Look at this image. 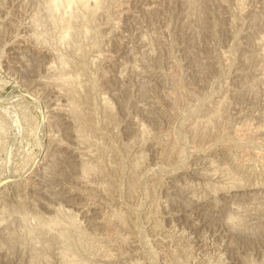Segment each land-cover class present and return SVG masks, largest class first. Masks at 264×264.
<instances>
[{
  "label": "rangeland",
  "instance_id": "374dc122",
  "mask_svg": "<svg viewBox=\"0 0 264 264\" xmlns=\"http://www.w3.org/2000/svg\"><path fill=\"white\" fill-rule=\"evenodd\" d=\"M46 1L0 0V264H264V1Z\"/></svg>",
  "mask_w": 264,
  "mask_h": 264
},
{
  "label": "bare ground",
  "instance_id": "6f19581e",
  "mask_svg": "<svg viewBox=\"0 0 264 264\" xmlns=\"http://www.w3.org/2000/svg\"><path fill=\"white\" fill-rule=\"evenodd\" d=\"M82 1H84V0H52V1H50V2H52L50 7L48 6V5H50V4H48L49 2L46 1V3H47L46 7L48 6V9L50 8V9H49L50 11H48V12L51 13V15H48V17H49V16H50V17H51V16H54L58 11L60 12L61 9H59V7L62 8V9H64L65 11H66L67 9H71V8L76 9L75 7H76L77 5H75V7H72L73 4H74V3H83ZM86 1H87V4H86V6H87L90 2H89L88 0H86ZM90 1H91V0H90ZM188 1H189V0H188ZM263 1H264V0H263ZM55 2H57V3H55ZM53 3H54V4H53ZM85 3H86V2H85ZM92 3H93V1H92ZM101 3H102V2H101ZM191 3H192V2H191ZM97 4H99V3H98V0H94V3H93V5H92L91 9H88V11H89V10L92 11L93 6L95 7ZM80 5H81V4H80ZM90 5H91V3H90ZM86 6L83 5L82 7H86ZM97 6H98V5H97ZM77 7H78V6H77ZM88 7H89V6H88ZM88 7H87V8H88ZM87 8L85 9L86 11H87ZM46 9H47V8H46ZM48 9H47V10H48ZM58 9H59V10H58ZM81 9H82V8H81ZM94 9H95V8H94ZM47 10H46V12H47ZM57 10H58V11H57ZM72 10H73V9H72ZM72 10H70V12L67 11V15L69 16L68 19H66V18L64 19V17L62 18V19H64V22H65V20H66V21L68 20V21L66 22V24H67V23H68V24L70 23V20L73 18V17H72L73 15H74V16H79V15H76ZM83 10H84V9H83ZM83 10H82V12H83ZM65 11H64V14L66 13ZM77 11H78V10H77ZM80 11H81V10H80ZM88 11H87V12H88ZM90 11H89V12H90ZM96 11H97V9H96L95 11H93V12L96 13ZM48 12H47V13H48ZM59 12H58V13H59ZM75 12H76V10H75ZM89 12H88V13H89ZM93 12H92V13H93ZM50 13H49V14H50ZM76 13H77V12H76ZM80 13H81V12H80ZM80 13H78V14H80ZM64 14H63V12H62V14L60 13L59 16H62V15L64 16ZM83 14H85V13H83ZM89 14H91V12H90ZM56 15H57V17H58V14H56ZM80 15H81V14H80ZM82 16H83V15H82ZM82 16H80V17H82ZM91 16H93V15H91ZM55 17H56V16H54V18H53V17H52V18L55 19ZM65 17H66V15H65ZM71 17H72V18H71ZM80 17H79V18H80ZM83 17H84V16H83ZM89 17H90V16H89ZM93 17H94V16H93ZM79 18H78V19H79ZM85 18H86V17H85ZM85 18H84V20H86ZM90 18H91V17H90ZM48 19H49V18H48ZM53 19H52V20H53ZM56 19H57V18H56ZM56 19H55V20H56ZM58 19H59V18H58ZM60 19H61V18H60ZM82 19H83V18H82ZM82 19H81V21H82ZM50 20H51V19H50ZM52 20H51V21H52ZM72 20H73V19H72ZM59 21L61 22V20H57V22H59ZM79 21H80V20H79ZM79 21H78V22H79ZM94 21H95V20H94ZM64 22H63V23H64ZM74 22H77V20L74 19ZM83 22H84V21H83ZM83 22H82V23H83ZM55 23H56V22H55ZM55 23H54V20H53V24H55ZM85 23H86V22H84V25H85ZM56 24H57V23H56ZM59 24H60V23H59ZM66 24H65V25H66ZM73 24H75V23H73ZM92 24H93V23H92ZM61 25H62V22H61ZM61 25H59V26L62 27ZM63 25H64V24H63ZM71 25H72V21H71ZM71 25H70V26H67V27L65 26V27H64V31H62L63 28H61V29H62L61 31L63 32V33L61 32V34H66V35H67V33H69V31H71V30H69V27H74V26H75V25H72V26H71ZM76 25H77V23H76ZM81 25H82V24H81ZM81 25H79V26H81ZM57 26H58V25H57ZM79 26H76V28L79 27ZM86 27H88V26H85V27L82 26L83 29L86 28ZM79 30H80V29H79ZM81 30H82V29H81ZM90 30H91V29H90ZM59 31H60V28H59ZM59 31H58V32H59ZM73 31H74V30L71 31V34L73 33ZM75 31H76V30H75ZM84 31H86V29H84ZM84 31H81V32L83 33ZM87 31H88V30H87ZM91 31H92V30H91ZM88 32H89V31H88ZM88 32H87V33H88ZM59 33H60V32H59ZM76 33H77V31H76ZM69 34H70V33H69ZM71 34H70V35H71ZM91 34H92V32H91ZM73 35H74V33H73ZM78 35H79V34H78ZM85 35H87V34H85ZM59 36H60V34H59ZM63 36H64V37H63V40H65V38H68V36H67V37H65V35H63ZM71 36H72V35H71ZM75 36H76V35H75ZM75 36H74V38H75ZM61 37H62V36H61ZM69 37H70V36H69ZM76 37H77V36H76ZM80 37L84 39L85 36L82 37V35H81ZM86 37H87V36H86ZM70 38H72V37H70ZM70 38H69V39H70ZM74 38H73V39H74ZM78 38H79V37H78ZM89 38H90V37H89ZM89 38H88V39H89ZM92 38H93V37H92ZM59 39H60V37H59ZM75 39H77V38H75ZM77 40H79V39H77ZM67 41H68V40H67ZM69 41H70V40H69ZM75 41H76V40H75ZM61 42H62V40H61ZM61 42H60V43H61ZM63 42H64V41H63ZM72 42H74V40L72 41V39H71V42H70L69 46H72V45H73V44L71 45ZM76 42H77V41H76ZM76 42H75V43H76ZM79 42H80V41H79ZM79 42H77V44H78ZM68 43H69V42H68ZM80 43H82V42H80ZM66 44H67V43H66ZM77 44H76V45H77ZM61 45H62V44H61ZM67 45H68V44H67ZM78 45H79V44H78ZM95 45H96V44H95ZM69 46H68V47H69ZM66 47H67V46H66ZM70 48H71V47H70ZM76 52H77V51H76ZM74 53H75V52H74ZM97 54H98V53H97ZM65 56H66V55H65ZM99 56H100V55H99ZM262 57H264V55H263ZM62 58L64 59V56H62ZM66 58H67V57H66ZM57 60H58V59H57ZM67 61H68V60H67ZM69 61H70V60H69ZM71 61H72V60H71ZM60 62H61V60H60ZM58 63H59V62H58ZM61 63H62V62H61ZM74 63H75V62H74ZM74 63H73V64H74ZM68 64H69V63H68ZM58 66H59V64H58ZM69 66H70V65H69ZM61 67H62V66H61ZM64 67H65V65H64ZM64 67H63V68H64ZM66 67H67V66H66ZM66 69H67V68H66ZM75 69H76V68H75ZM61 72H62V71H61ZM70 73H71V72H70ZM60 74H61V73H60ZM64 74H65V73H64ZM68 74H69V73H68ZM74 74H75V73H74ZM77 74H78V73H77ZM70 75L72 76V74H70ZM70 75H69V76H70ZM61 76H62V75H61ZM61 76H58V77L60 78ZM69 76H66V77L69 78ZM71 76H70V77H71ZM79 76H80V75H78V77H79ZM73 77H74V75H73ZM76 78H77V77H76ZM60 79H61V78H60ZM62 79H63V78H62ZM74 79H75V78H74ZM64 80H66V83L68 82L67 79H64ZM71 80H72V79L70 78V83H71ZM74 81H75V80H74ZM74 81H73V82H74ZM75 82H76V81H75ZM77 82H78V80H77ZM61 83H62V82H61ZM68 83H69V82H68ZM68 83H67V84H68ZM73 84H74V83H73ZM75 84H76V83H75ZM77 84H78V83H77ZM77 84H76V85H77ZM79 84H80V83H79ZM79 84H78V85H79ZM81 85H82V84H81ZM78 87H79V86H78ZM64 88H65V87H64ZM66 88H67V87H66ZM69 88H70V87H69ZM69 88H68V91H69ZM73 88H74V87H73ZM76 88H77V86H76ZM80 88H81V87H80ZM70 89H71V88H70ZM71 90H72V89H71ZM73 91H74V90H73ZM70 92H71V91H69V93H70ZM61 93H62V92H61ZM73 93H74V92H73ZM75 93H76V92H75ZM67 94H68V93H67ZM67 94H66V96H68ZM74 95H75V94H74ZM69 96H71V95H69ZM72 96H73V95H72ZM75 96H76V95H75ZM67 98H68V97H67ZM76 98H77V97H76ZM73 99H74V98H73ZM67 100H68V99H67ZM71 100H72V99H71ZM71 100H70V101H71ZM76 101H77V100H76ZM103 101H104V104H105V100H104V99H103ZM79 102H80V101H79ZM65 103H66V102H65ZM66 104H67V103H66ZM72 104H73V103H72ZM68 105H69V103H68ZM70 105H71V103H70ZM70 105H69V106H70ZM66 106H67V105H66ZM218 106H219V104H218ZM218 106H217V107H218ZM72 107H74V106L72 105ZM70 108H71V107H70ZM77 108H81V107H77ZM104 108H105V107H104ZM71 109H72V108H71ZM66 110H67V109H66ZM73 110H74V111H81V110H79V109L76 110L75 107H74ZM86 110H87V109H86ZM86 110H85V111H86ZM217 110H218V109H217ZM217 110H216V111H217ZM63 111H64V110H63ZM67 111H68V110H67ZM74 111H73V112H74ZM69 113H70V112H69ZM80 113H81V112H80ZM80 113H79V114H80ZM82 113H83V112H82ZM82 113H81V115H82ZM86 113H87V112H86ZM76 114H78V112H76ZM76 114L73 113L74 116H75ZM79 114H78V115H79ZM209 114H210V113H209ZM78 115H77V116H78ZM81 115H80V116H81ZM213 115H214V113H213ZM59 117H60V116H59ZM75 117H76V116H75ZM78 117H79V116H78ZM82 117H83V116H82ZM210 117H211V116H210ZM212 117H213V116H212ZM76 118H77V117H76ZM80 118H81V117H80ZM75 120H76V119H75ZM77 120H78V119H77ZM82 120H83V119H82ZM201 125H202V124H201ZM139 129H140V128H139ZM96 142H97V141H96ZM82 151H83V150H82ZM88 151H89V150H88ZM86 153H87V152H86ZM87 154H88V153H87ZM43 160H44V159H43ZM209 166H210V165H209ZM213 170H214V169H213ZM211 171H212V170H211ZM205 173H206V172H205ZM225 178H226V177H225ZM230 179H231V178H230ZM22 184H23V183H22ZM20 192H21V191H20ZM17 193H18V192H17ZM6 196H7V195H6ZM16 199H17V198H16ZM5 211H6V210H5ZM120 212H121V211H120ZM111 214H112V213H111ZM113 214H114V213H113ZM122 214H123V213H122ZM1 215L3 216L4 214L2 213ZM117 216H118V215H117ZM119 216H120V215H119ZM1 219H3V218H1ZM5 220H6V219H5ZM3 221H4V220H3ZM56 222H57V220H56ZM1 224H2V223H1ZM53 224H54V223H53ZM36 225H37V224H36ZM71 225H72V224H71ZM57 226H58V228H59V225H57ZM57 226H56V227H57ZM65 226H66V225H65ZM73 226H74V225H73ZM38 227H40V226H38ZM42 227H43V225H42ZM71 227H72V226H71ZM61 228H62V227H61ZM72 228H73V227H72ZM74 228H75V227H74ZM43 229H44V228H43ZM43 229H40V230H43ZM45 229H47V228H45ZM65 229H66V228H65ZM68 229H69V228H68ZM47 230H48V229H47ZM56 230L58 231L59 229H56ZM32 231H33V230H32ZM48 231H49V230H48ZM61 231H62V229H61ZM65 231H67V230H65ZM65 231H64V233H65ZM10 232H11V231H10ZM44 232H45V231H44ZM46 232H47V231H46ZM51 232H52V231H51ZM51 232H49V233H51ZM54 232H55V231H54ZM67 232H68V231H67ZM72 232H73V230H72ZM72 232H71V233H72ZM74 232H75V231H74ZM27 233H28V232H27ZM33 233H34V232H33ZM47 233H48V232H47ZM47 233H46V234H47ZM56 233H57V232H56ZM56 233H55V234H56ZM58 233H59V232H58ZM11 234H12V233H11ZM34 234H35V233H34ZM52 234H53V233H52ZM27 235H28V234H27ZM56 235L58 236V234H56ZM56 235H55V236H56ZM65 235H67V234L65 233ZM68 235H69V234H68ZM29 236H30V235H29ZM34 236H35V235H34ZM34 236H33V237H34ZM50 236H52V235H50ZM59 236H61V235H59ZM62 236H63V234H62ZM77 236H78V235H77ZM10 237H12V236H10ZM10 237H9V238H10ZM37 237H38V236H37ZM44 237H45V235H44ZM46 237H47V236H46ZM46 237H45V238H46ZM52 237H53V236H52ZM52 237H51V238H52ZM48 238H49V237H48ZM48 238H47V239H48ZM54 238H56V237H54ZM54 238L51 239V240H54ZM57 238H60V237H57ZM65 238H66V237H65ZM34 239H35V238H33V240H34ZM49 239H50V238H49ZM76 239H77V237H76ZM119 239H120V238H119ZM124 239H125V238H124ZM35 240H36V239H35ZM56 240H58V239H56ZM60 240H61V239H60ZM60 240H59V241H60ZM83 240H84V239H83ZM30 241H31V240H30ZM42 241H43V240H42ZM54 241H55V240H54ZM68 241H69V240H68ZM68 241H67V243H69ZM37 242H40V240L37 241ZM48 242H49V241H47L46 243H48ZM50 242H51V241H50ZM60 242H61V241H60ZM84 242H85V241H84ZM86 242H87V241H86ZM29 243H30V242H29ZM31 243H32V241H31ZM35 243H36V242H35ZM43 243L45 244V241H44ZM90 243H91V242H90ZM59 244H60V243H59ZM62 244H63V243H62ZM77 244H78V243H77ZM91 244H92V243H91ZM97 244H98V243H97ZM34 245H35V244H34ZM34 245H32V246H33V249H34V247H36V246H34ZM45 245H46V244H45ZM47 245H48V244H47ZM72 245H73V244H72ZM87 245H88V243H87ZM32 246H31V248H32ZM38 246H39V245H38ZM52 246H53V245H52ZM67 246H70V245H67ZM67 246H66V247H67ZM90 246H91V245H90ZM94 246H95V245H94ZM99 246H100V245H99ZM99 246H98V247H99ZM55 247H56V246H55ZM101 247H102V246H101ZM69 248H70V247H69ZM85 248H86V247H85ZM94 248H95V247H94ZM94 248H93V249H94ZM49 249H50V248H49ZM88 249H89V248H88ZM45 250H46V249H45ZM59 250H63V249L59 248ZM101 250H102V249H101ZM101 250H100V251H101ZM57 251H58V250H57ZM66 251H67V250H66ZM70 251H71V250H70ZM70 251H69V252H70ZM103 251H104V250H103ZM43 252H44V251H43ZM58 252H59V251H58ZM62 252H63V251H62ZM90 252H91V251H90ZM63 253H65V252H63ZM66 253L68 254V252H66ZM73 253H74V252H73ZM73 253H72V254H73ZM61 254H62V253H61ZM97 254H98V253H97ZM34 256H35V255H34ZM60 258H61V257H60ZM73 258H74V256H73ZM68 259H69V258H68ZM68 259H66V260H68ZM62 260H63V259H62ZM66 260H63V261L65 262ZM134 261H136V260H134ZM64 262H63V263H64ZM67 262H68V261H67ZM67 262H66V263H67ZM70 262H71V261H69L68 263H70ZM66 263H65V264H66ZM68 263H67V264H68ZM70 264H73V263L71 262ZM82 264H85V263H82ZM132 264H133V263H132Z\"/></svg>",
  "mask_w": 264,
  "mask_h": 264
}]
</instances>
